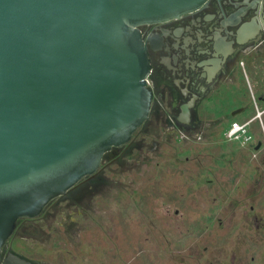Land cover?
I'll list each match as a JSON object with an SVG mask.
<instances>
[{
  "label": "water",
  "instance_id": "water-1",
  "mask_svg": "<svg viewBox=\"0 0 264 264\" xmlns=\"http://www.w3.org/2000/svg\"><path fill=\"white\" fill-rule=\"evenodd\" d=\"M207 1L0 0V259L17 219L94 175L147 120L151 64L140 26ZM251 27L237 30L239 42ZM3 264L32 263L10 254Z\"/></svg>",
  "mask_w": 264,
  "mask_h": 264
},
{
  "label": "rangeland",
  "instance_id": "rangeland-1",
  "mask_svg": "<svg viewBox=\"0 0 264 264\" xmlns=\"http://www.w3.org/2000/svg\"><path fill=\"white\" fill-rule=\"evenodd\" d=\"M245 73L251 107L224 126L172 135L150 124L100 185L28 223L40 263L264 264V58ZM235 120L248 141L225 136Z\"/></svg>",
  "mask_w": 264,
  "mask_h": 264
},
{
  "label": "flooded vegetation",
  "instance_id": "flooded-vegetation-1",
  "mask_svg": "<svg viewBox=\"0 0 264 264\" xmlns=\"http://www.w3.org/2000/svg\"><path fill=\"white\" fill-rule=\"evenodd\" d=\"M246 23L252 25V35L239 42L237 30ZM140 31L151 64L147 84L153 91V103L147 120L130 141L104 153L94 175L83 177L66 194L50 200L38 216L17 219L1 248L0 264L10 254L41 264L34 256L36 243L29 246L24 238L28 223L46 216L58 201L81 192L85 185H100L99 174L129 155L148 125L161 122L172 135L195 133L204 122L222 127L251 107L242 74L247 81L245 68L264 58V0H208L179 18L142 24ZM232 101L235 106L228 108ZM187 105L188 119L183 108ZM181 113L185 121L179 120Z\"/></svg>",
  "mask_w": 264,
  "mask_h": 264
},
{
  "label": "built area",
  "instance_id": "built-area-1",
  "mask_svg": "<svg viewBox=\"0 0 264 264\" xmlns=\"http://www.w3.org/2000/svg\"><path fill=\"white\" fill-rule=\"evenodd\" d=\"M246 123H241L240 121H233L229 124L227 130L225 131V136L228 139H239L242 138L243 141H248L251 136L245 128Z\"/></svg>",
  "mask_w": 264,
  "mask_h": 264
},
{
  "label": "crops",
  "instance_id": "crops-1",
  "mask_svg": "<svg viewBox=\"0 0 264 264\" xmlns=\"http://www.w3.org/2000/svg\"><path fill=\"white\" fill-rule=\"evenodd\" d=\"M258 97H261V98H262V97H264V96H263V95H260V94H258ZM263 101H264V100H263ZM260 102L262 103V101H260Z\"/></svg>",
  "mask_w": 264,
  "mask_h": 264
},
{
  "label": "trees",
  "instance_id": "trees-1",
  "mask_svg": "<svg viewBox=\"0 0 264 264\" xmlns=\"http://www.w3.org/2000/svg\"><path fill=\"white\" fill-rule=\"evenodd\" d=\"M230 119H233V117H232V118H230Z\"/></svg>",
  "mask_w": 264,
  "mask_h": 264
}]
</instances>
